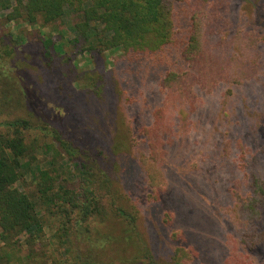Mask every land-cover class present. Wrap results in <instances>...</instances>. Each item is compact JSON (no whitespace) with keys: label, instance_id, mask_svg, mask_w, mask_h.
I'll return each instance as SVG.
<instances>
[{"label":"rangeland","instance_id":"374dc122","mask_svg":"<svg viewBox=\"0 0 264 264\" xmlns=\"http://www.w3.org/2000/svg\"><path fill=\"white\" fill-rule=\"evenodd\" d=\"M180 1L173 0L180 36L189 35L193 9L197 13L209 4L208 18H197L206 25L201 34L194 33L195 47L201 42L205 58L224 60L228 73L249 72L239 82H221L211 90L197 87V100L185 105L182 117H165L159 84L169 66L178 67L174 55L173 61L156 63L162 53L149 54L140 64L129 62L120 50L75 58L66 41V54L56 64L67 79L56 83L38 52L51 28L9 21V12H0V38L15 48L5 68L21 77L23 90L41 93L42 115L37 117L51 122L63 117L67 128L79 127L63 105L77 96L116 113L81 117L80 129L74 130L79 132L72 133L75 158L58 154L49 130L26 132V143L34 148L33 170L16 184L19 190L40 204L41 170L77 188L82 169L76 161L81 159L96 166L102 195L103 214L85 224L90 231L82 235L86 228L73 217L39 205L46 243L41 264H77L79 255L99 264H149L148 251L159 264H175L178 247L182 264H264V0ZM95 82L98 93L106 82L102 95L90 92ZM13 85L8 78L0 83V117L29 119L37 126ZM44 87L47 92H41ZM118 208L131 214L128 219L136 217L135 233Z\"/></svg>","mask_w":264,"mask_h":264},{"label":"trees","instance_id":"16d2710c","mask_svg":"<svg viewBox=\"0 0 264 264\" xmlns=\"http://www.w3.org/2000/svg\"><path fill=\"white\" fill-rule=\"evenodd\" d=\"M192 7L194 8V5ZM209 8V4L206 3L203 9H197L202 10L200 12L196 13L193 9L189 35L184 33L180 36L181 31L173 16V0H0V12L8 11L9 21L23 20L30 26L51 28V35H42L44 38L38 52L47 60L48 73L56 79V83L60 77H63V82L67 79V75L59 72L56 64V59L66 54V41L73 47L75 58L80 55L100 57L107 51L120 50L129 62L140 64L149 54L162 53L154 60L156 63L164 60L169 62L171 59L173 61L174 55L176 57L174 63H177L178 67L169 66L159 82L160 91L165 95L163 106L165 117H168V114L170 116V113L182 117L185 105L193 104L197 100L195 94L197 87L211 90L221 82L232 80L239 82L242 76L249 73L243 71H239L237 75L235 72L228 73L224 60L210 54H206L205 58L201 42L195 47L194 33L201 34L206 25L204 22H198L197 18L199 20L201 17L208 18ZM68 21L70 24H67ZM14 50L15 48L5 46L0 38V83L4 78L11 80L14 84L12 91L20 93L30 114L41 116L43 102L41 93L23 90L20 85L21 77L8 72L5 68ZM75 58L71 57L69 60L74 62ZM232 60L230 58L229 62ZM213 65H217L216 71H210L214 69ZM105 84L106 82L99 86L98 93L96 90L98 82H95L90 92L102 95L103 88L104 90L106 88ZM61 88L57 85V90ZM47 90L44 87L41 92ZM52 95L62 98L60 92ZM75 99L76 101L69 102L64 99L63 102V105L71 109L75 124L79 126L72 130L62 124L63 117H55L53 122L44 117H32L37 126L29 119L0 117V264H41V259L45 258L46 243L45 223L39 212L40 204L48 207L50 211L55 210V213L67 219L73 217L72 220L78 223L79 228L83 226L86 228L80 235L83 232L88 234L90 231L85 224L103 214L98 173L96 166L88 159L76 161L77 166L82 169V178L77 188H69L59 183L54 172L41 170L40 204L31 195L16 187V184L32 174L33 170L31 160L34 148L27 145L26 132L34 127L41 132L49 130L54 134V144L59 148L58 154L63 153L64 156L75 158L77 150L71 141L72 133L79 132L74 130L80 129L82 118L116 117L115 111L106 113L102 105L98 108L94 99L82 101L78 100V96ZM1 113L0 110V116ZM58 113L63 116L65 110L61 109ZM90 139L88 136L87 140ZM262 208L264 209V197ZM116 212L122 213V209L118 208ZM122 215L126 217L131 233L132 231L135 233L136 217L128 219L127 215L131 214ZM182 251L181 247L177 248L175 264H182L184 257L180 256ZM147 254L149 264H159L149 251ZM76 260L77 264H99L92 256L79 255Z\"/></svg>","mask_w":264,"mask_h":264}]
</instances>
